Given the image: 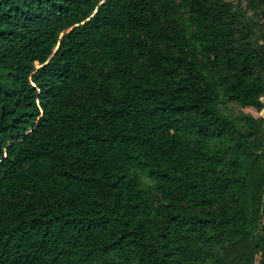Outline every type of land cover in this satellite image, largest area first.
I'll return each mask as SVG.
<instances>
[{
  "label": "trees",
  "instance_id": "obj_1",
  "mask_svg": "<svg viewBox=\"0 0 264 264\" xmlns=\"http://www.w3.org/2000/svg\"><path fill=\"white\" fill-rule=\"evenodd\" d=\"M0 0V264H264V0Z\"/></svg>",
  "mask_w": 264,
  "mask_h": 264
},
{
  "label": "rangeland",
  "instance_id": "obj_2",
  "mask_svg": "<svg viewBox=\"0 0 264 264\" xmlns=\"http://www.w3.org/2000/svg\"><path fill=\"white\" fill-rule=\"evenodd\" d=\"M228 2H237V0H226ZM240 2L242 4H244L245 2L243 0H240ZM257 21L259 23L260 26H264V17H257ZM261 101L264 103V98L261 99ZM228 108L230 110V112L234 113V114H249L255 118L258 117H262L264 118V109L261 112H256L255 110H253L252 108H242L239 105L235 104V103H228Z\"/></svg>",
  "mask_w": 264,
  "mask_h": 264
}]
</instances>
